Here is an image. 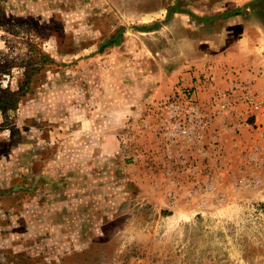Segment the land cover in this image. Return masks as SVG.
Listing matches in <instances>:
<instances>
[{
  "label": "rangeland",
  "instance_id": "1",
  "mask_svg": "<svg viewBox=\"0 0 264 264\" xmlns=\"http://www.w3.org/2000/svg\"><path fill=\"white\" fill-rule=\"evenodd\" d=\"M190 1L0 0V264H264V73L181 59Z\"/></svg>",
  "mask_w": 264,
  "mask_h": 264
},
{
  "label": "crops",
  "instance_id": "2",
  "mask_svg": "<svg viewBox=\"0 0 264 264\" xmlns=\"http://www.w3.org/2000/svg\"><path fill=\"white\" fill-rule=\"evenodd\" d=\"M172 4L165 6L166 11L175 13L169 19V24L175 25L169 42L179 46L181 59L197 58L199 67L207 70L209 58L211 72L226 79L228 88L232 71L250 82L264 73L263 0H191L183 8Z\"/></svg>",
  "mask_w": 264,
  "mask_h": 264
},
{
  "label": "built area",
  "instance_id": "3",
  "mask_svg": "<svg viewBox=\"0 0 264 264\" xmlns=\"http://www.w3.org/2000/svg\"><path fill=\"white\" fill-rule=\"evenodd\" d=\"M241 88H246L244 84L241 85ZM250 102L255 106L256 108H259L261 106V101L253 99L251 96H249V93L246 94ZM228 102L222 103V107H228ZM173 106L172 110V116L175 119L174 122H172L171 127L168 128L166 134H169L170 138H187L191 139L193 137H197L200 135V129L204 128L208 123L209 120L205 118L203 113L200 111V109L195 106L194 104L189 106V110L185 114L184 120H178L177 119V108L175 105Z\"/></svg>",
  "mask_w": 264,
  "mask_h": 264
}]
</instances>
